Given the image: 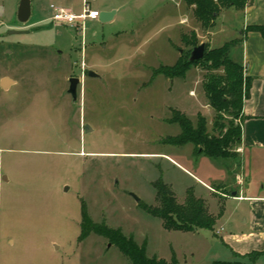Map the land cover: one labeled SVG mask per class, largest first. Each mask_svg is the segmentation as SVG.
<instances>
[{"label":"rangeland","instance_id":"obj_1","mask_svg":"<svg viewBox=\"0 0 264 264\" xmlns=\"http://www.w3.org/2000/svg\"><path fill=\"white\" fill-rule=\"evenodd\" d=\"M60 1L32 0L21 23L19 0H0V80H10L0 85V264H131L101 235L79 240L82 200L94 222L121 228L167 262L174 254L172 264L231 259L216 225L168 230L138 205L156 204L158 177L180 203L192 187L214 214L221 193L239 187L237 151L203 163L192 144L167 140L179 132L167 121L171 109L194 124L200 112L211 132L204 69L192 66L173 78L155 73L190 51L183 33L195 32L198 44L212 48L205 41L212 28L203 29L184 0H97L92 5L113 18L89 19L78 29L52 22L49 4ZM82 1L63 4L79 12ZM73 76L79 78L75 99L68 93ZM214 171L224 174V183L204 179V186L194 177ZM236 204L228 199L219 220L232 211L233 226L243 225ZM253 251L236 259L246 263Z\"/></svg>","mask_w":264,"mask_h":264},{"label":"trees","instance_id":"obj_2","mask_svg":"<svg viewBox=\"0 0 264 264\" xmlns=\"http://www.w3.org/2000/svg\"><path fill=\"white\" fill-rule=\"evenodd\" d=\"M188 7H192V14L199 25L205 29H211L223 9L234 8L243 11L251 0H184ZM245 31H257L264 38V23L249 25ZM243 36L225 42L212 48H206L203 56L197 60H189V53L180 54L174 64L160 67L155 73H161L173 78L184 76L192 66H200L204 69L202 89L208 105L213 109L212 130L208 132L206 119L197 113L195 124L181 110L171 109L167 121L177 123L179 132L168 136V141L174 145L190 143L195 148V154L209 158H229L236 155V147L241 139L240 122L243 119L242 103L249 95L251 77L245 74L242 64L233 59L230 49L241 42ZM180 40L192 47L198 45L196 33L190 31L183 33ZM190 49V50H191ZM231 118V119H230ZM226 122V123H225ZM156 204L139 202L147 213L159 217L162 225L168 230L195 231L197 229L212 230L217 218L224 209V196L219 201L216 214L209 211L204 198L196 196L192 187L187 188L184 202L177 201L175 192L169 183L161 177L153 180ZM96 233L107 238L119 251L126 256L131 264H172L175 263L173 254L171 261L149 254L147 245L138 243L132 235H125L121 228L110 227L105 221L94 222L89 215L87 205L81 201V220L79 240H83L90 233ZM255 254L248 262L237 259L213 260L209 264H254L261 251H253ZM234 256L239 254L232 252ZM238 258V257H237Z\"/></svg>","mask_w":264,"mask_h":264},{"label":"crops","instance_id":"obj_3","mask_svg":"<svg viewBox=\"0 0 264 264\" xmlns=\"http://www.w3.org/2000/svg\"><path fill=\"white\" fill-rule=\"evenodd\" d=\"M60 2L57 5L71 9L63 4L64 0ZM30 4L32 10V0ZM98 18L111 20L113 13L100 12ZM215 23L209 31L210 38L205 41L216 47L243 36L241 42L231 47L230 55L242 64L245 74L251 77L249 95L242 103L241 139L236 147L240 161V172L236 175L239 187L229 195L221 193L224 196V208L228 199L237 201L236 211H239L243 225L233 226L231 211L226 213V221L219 220L220 216L217 218L215 230L225 232L221 241L229 250L231 259H236L232 252L244 254L253 250L261 251L254 263L258 264L259 259L264 256V38L257 31L246 32L245 29L249 25L264 23V0H251L243 11L228 8L220 13ZM191 92L189 90L190 94ZM164 155L174 161L173 157L165 153ZM201 157L200 161L203 163H211L213 160L204 155ZM218 172L206 175L197 173L194 177L204 186L208 185L204 179H208V182L224 183V174ZM233 191H236L235 195H232Z\"/></svg>","mask_w":264,"mask_h":264},{"label":"built area","instance_id":"obj_4","mask_svg":"<svg viewBox=\"0 0 264 264\" xmlns=\"http://www.w3.org/2000/svg\"><path fill=\"white\" fill-rule=\"evenodd\" d=\"M94 1L95 0H83L82 8L79 12H73L67 7L51 3L49 4V9L51 11L50 18L55 24L71 25L81 29L85 21L97 19L100 16L99 10L92 7Z\"/></svg>","mask_w":264,"mask_h":264},{"label":"water","instance_id":"obj_5","mask_svg":"<svg viewBox=\"0 0 264 264\" xmlns=\"http://www.w3.org/2000/svg\"><path fill=\"white\" fill-rule=\"evenodd\" d=\"M31 14V4L30 0H19L18 7H17V20L21 23H25ZM13 33H23L26 32L24 30H11ZM205 49V43L201 42L198 45L192 47L189 53V60H197L203 56ZM89 76H97V74L93 70H88ZM10 80L8 78H2L0 80V85L2 88H5L9 84ZM79 83L78 77H70L69 78V87H68V93L71 94L72 98H76V88L77 84ZM88 127V126H85ZM236 191L232 192V195H235ZM131 195L135 198L137 202H139V197H137L135 194L131 193Z\"/></svg>","mask_w":264,"mask_h":264}]
</instances>
